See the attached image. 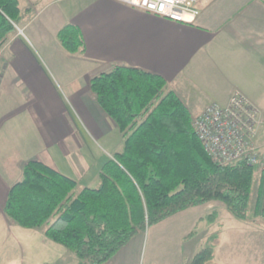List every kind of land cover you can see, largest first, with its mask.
I'll list each match as a JSON object with an SVG mask.
<instances>
[{"label":"crops","instance_id":"1","mask_svg":"<svg viewBox=\"0 0 264 264\" xmlns=\"http://www.w3.org/2000/svg\"><path fill=\"white\" fill-rule=\"evenodd\" d=\"M18 1L31 19L9 35L0 58V264L76 260L41 231L14 224L3 209L30 161L79 188L98 187L102 165L122 150L123 140L90 90L95 76L114 66L159 75L193 118L211 104L225 105L235 91L264 114V0L203 2L191 26L115 0ZM66 24L81 30L84 55L69 54L58 42ZM255 143L264 153V126ZM207 204L150 227L106 264H190L211 235L198 230H207V216L195 213ZM214 246L209 264H237ZM260 250L264 264V246Z\"/></svg>","mask_w":264,"mask_h":264},{"label":"trees","instance_id":"2","mask_svg":"<svg viewBox=\"0 0 264 264\" xmlns=\"http://www.w3.org/2000/svg\"><path fill=\"white\" fill-rule=\"evenodd\" d=\"M30 19L18 0H0V47ZM57 40L69 54L86 52L82 32L73 24H66ZM89 87L117 126L122 150L102 165L94 189L79 188L41 162L26 163L3 209L10 221L41 231L72 253L75 264H106L137 235L193 207L217 201L236 219L250 220L258 166L213 163L190 111L162 77L114 66L109 74L92 78ZM258 218L264 220L262 169L251 215ZM215 220L214 213L206 218ZM217 237H208L190 264H209Z\"/></svg>","mask_w":264,"mask_h":264},{"label":"built area","instance_id":"3","mask_svg":"<svg viewBox=\"0 0 264 264\" xmlns=\"http://www.w3.org/2000/svg\"><path fill=\"white\" fill-rule=\"evenodd\" d=\"M115 1L173 23L191 26L196 23L202 3L209 0ZM192 124L213 163L225 166L245 162L264 170V153L255 143L264 126V114L243 93L233 92L225 105H209L193 118Z\"/></svg>","mask_w":264,"mask_h":264},{"label":"rangeland","instance_id":"4","mask_svg":"<svg viewBox=\"0 0 264 264\" xmlns=\"http://www.w3.org/2000/svg\"><path fill=\"white\" fill-rule=\"evenodd\" d=\"M259 170V167L255 169L256 177L248 207L249 221L244 222L236 219L223 203L217 201L208 203L205 207L195 210V213L198 212L207 217L213 213L216 215V223L213 227L210 226L209 222L207 230L202 226H199L198 230L202 234L205 231L211 235H218L220 240L215 241L218 255L224 258V255L231 254L232 259L237 264H251V262L252 264H261L260 257L263 253L260 247L264 246V220L261 218L251 219ZM200 238L199 240H201ZM201 244L204 246L205 242ZM66 261L70 262L67 259ZM76 261H71L68 264H75Z\"/></svg>","mask_w":264,"mask_h":264}]
</instances>
